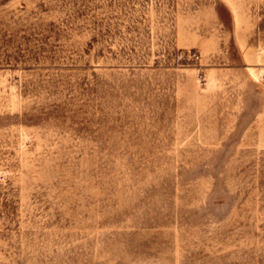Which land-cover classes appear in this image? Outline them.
Returning <instances> with one entry per match:
<instances>
[{
  "label": "rangeland",
  "instance_id": "374dc122",
  "mask_svg": "<svg viewBox=\"0 0 264 264\" xmlns=\"http://www.w3.org/2000/svg\"><path fill=\"white\" fill-rule=\"evenodd\" d=\"M0 264H264V0H0Z\"/></svg>",
  "mask_w": 264,
  "mask_h": 264
}]
</instances>
